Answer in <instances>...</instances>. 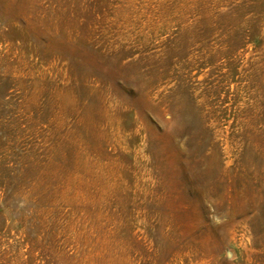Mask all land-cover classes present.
<instances>
[{
	"label": "rangeland",
	"instance_id": "rangeland-1",
	"mask_svg": "<svg viewBox=\"0 0 264 264\" xmlns=\"http://www.w3.org/2000/svg\"><path fill=\"white\" fill-rule=\"evenodd\" d=\"M0 264H264V0H0Z\"/></svg>",
	"mask_w": 264,
	"mask_h": 264
}]
</instances>
